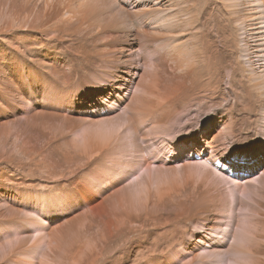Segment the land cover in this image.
<instances>
[{
  "label": "rangeland",
  "instance_id": "1",
  "mask_svg": "<svg viewBox=\"0 0 264 264\" xmlns=\"http://www.w3.org/2000/svg\"><path fill=\"white\" fill-rule=\"evenodd\" d=\"M170 2L152 35L172 18L152 0H0V264H264L237 32L223 0ZM211 51L223 73L177 76Z\"/></svg>",
  "mask_w": 264,
  "mask_h": 264
},
{
  "label": "bare ground",
  "instance_id": "2",
  "mask_svg": "<svg viewBox=\"0 0 264 264\" xmlns=\"http://www.w3.org/2000/svg\"><path fill=\"white\" fill-rule=\"evenodd\" d=\"M152 1H154L157 5V3L165 4V3L169 2L170 0H163V1L152 0ZM223 1L226 5L225 7L227 9L226 12H227L228 16L226 15V17L230 21V25H232L237 32L236 48H235V50L230 48V81L228 83H230L229 84L230 100H232V102H233V103L230 102V111L232 110L233 107L236 108V106L239 107L242 105V106L246 107L247 112L254 113V111L257 110L258 105L260 107H262L263 109L261 111H259V114L257 115V117L255 116L256 117L255 119L253 117L252 118L254 119L253 120V122H254L253 127H256L258 129V130H256L257 134H259L261 137L262 136L264 137V0H223ZM171 2H173V1H171ZM171 2L167 5V7H169V8L166 12H164L163 7L158 6L156 8V5H155L154 9H150L151 11H157V12L163 11L164 14L169 13V16L172 17V18H168V17L158 16L159 17L158 21L155 20V22L153 23V26L151 27L153 29V32L155 33L152 35H156V33H160V32H163V34L164 33H170L174 29H176L175 26L178 25L179 21L181 20L179 15L183 14V13H180L181 12V9H180L179 12H177V11L173 12L172 11L173 14H170L171 11L169 9L172 7V5H170ZM230 4H231V6H230ZM236 4H238L239 6L235 7ZM222 6H224V5H222ZM184 7H185V10L183 12L186 11V13H190V11L187 7L186 1H184ZM160 8H162V10ZM230 8H231V10H230ZM230 11H231V13H230ZM186 13H184V14H186ZM161 14H162V12H161ZM227 18H225V19H227ZM185 23H187V19H185ZM233 27H232V29H233ZM230 34H231V32H230ZM151 37L154 38L153 36H150V38ZM161 37H163V35ZM231 37H232V35H231ZM230 45H231V43H230ZM211 52L213 54L211 55L209 53V55H207V56L204 55V53H203L202 59L195 56L193 53L189 52L188 59L187 58L185 59L187 61H184L182 66H180L182 68L181 72L183 71V73L180 75L178 74L177 76L180 77L184 81H186V80L192 81L194 78H196L197 79L196 81H198L200 83L201 80H204L203 77H204L205 73H203V72H206L210 76L217 75L220 72L223 73V71L221 69H219L220 67H216V63H215V61H216L215 56H217L219 54L215 51H211ZM173 54H174V52H173ZM170 59H171V56H170ZM180 60H182V59L180 58L179 61ZM176 61H178V60H176ZM176 65H178V64L176 63ZM208 66H211L210 68L215 69V71H213L212 69L210 71V69L207 68ZM173 68H174V66H173ZM206 68L208 70H206ZM215 72H218V73L215 74ZM201 74L203 75V77ZM197 83H195V84L197 85ZM203 83H204V81H203ZM183 87L185 88V86H183ZM194 87H195V85H194ZM175 92H176V90H175ZM195 93H197V92H194V94ZM169 96L170 95H167L166 97L169 98ZM172 96H174V94ZM180 96H181V92H180ZM166 97H165V99H166ZM186 97H187V99H189V96H186ZM222 98H224V97L222 96L221 99ZM171 99H174V98H171ZM187 101H191V100H187ZM175 102H177L178 105L180 104L181 106H182V103L187 104L185 99H183V101H182V99L179 101L176 100ZM156 110L157 109L155 107L154 114L157 113ZM236 112H237V109H236ZM171 116L173 117V119L177 118V114H174ZM245 119H247V118H245ZM241 122H243V120ZM245 124H246V121H245ZM233 128H234V126H233ZM260 129H261V131H260ZM252 188L254 189L255 186ZM251 191H253V190H251ZM253 192H255V191H253Z\"/></svg>",
  "mask_w": 264,
  "mask_h": 264
}]
</instances>
